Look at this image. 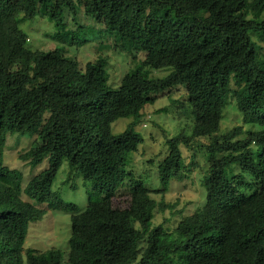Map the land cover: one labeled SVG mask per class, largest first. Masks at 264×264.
<instances>
[{"label": "trees", "instance_id": "1", "mask_svg": "<svg viewBox=\"0 0 264 264\" xmlns=\"http://www.w3.org/2000/svg\"><path fill=\"white\" fill-rule=\"evenodd\" d=\"M40 19L53 25L58 46L32 48L29 29ZM95 37L106 38L102 51L135 63L118 86L110 83L109 56L82 65L69 55ZM257 39L264 41V0H0V264H264V54ZM55 64L57 73L47 75ZM151 70L170 72L155 77ZM180 86L193 132L165 135L154 189L130 168L144 141L138 114ZM230 95L253 130L222 133ZM122 118L132 120L115 133ZM9 134L36 136L22 161L50 158L29 183L45 207L23 199V173L5 163ZM183 145L207 150V196L167 228L154 223L166 207L154 192L166 194L173 179L185 178ZM65 161L99 193L82 211L53 190ZM123 188L129 204L120 208L113 200ZM48 210L71 212L67 261L59 248L26 247L31 223Z\"/></svg>", "mask_w": 264, "mask_h": 264}, {"label": "rangeland", "instance_id": "2", "mask_svg": "<svg viewBox=\"0 0 264 264\" xmlns=\"http://www.w3.org/2000/svg\"><path fill=\"white\" fill-rule=\"evenodd\" d=\"M29 32L32 48L50 49L58 46L53 40L54 27L46 19L38 20L30 27ZM105 39V37L102 39L95 37L86 46L72 51L69 55L77 58L82 65L99 55L105 54L109 56L110 83L113 82L118 86L120 78L129 71V66H133L135 63H130V57L126 54L119 55L108 48L104 49V51L98 48V44L101 41L105 42ZM109 41L112 42V40ZM257 41L261 46V53L264 54V41L261 39H257ZM59 67L58 64L52 65L47 67L45 72L49 76H54ZM169 72V70H151V75L163 77ZM114 84L112 85L114 86ZM159 96L155 102L145 104L138 114V117L142 118V122L138 123L136 129L143 134L144 141L139 146V151L131 157L130 162V168L136 173L145 176L146 186L154 189L160 188L158 163L165 157L164 155L167 152L168 146L165 135L172 137L181 132L189 135L192 134L194 126V117L191 112V106L187 102L188 97L185 87L180 86L171 92L160 93ZM229 99V105L222 122V133L229 132L240 125L243 126L245 131L253 130V126L242 123L241 116L236 109L235 98L230 95ZM131 120V118L119 119L113 124V131L121 133L127 128ZM240 136L244 135L240 134ZM35 139L36 136L31 134H9L4 160L9 167L18 169L23 173V199L45 207V203L35 201L37 196L31 192L29 183L35 175L49 167L50 158L46 157L37 165H32L20 159L21 153L35 145ZM182 150L186 160L185 178L179 181L173 179L166 194L154 192V197L166 206L164 210L156 212L154 223L156 225L163 223L167 228L174 227L182 216L193 214L203 207L207 196V188L202 182L209 167L206 148L197 147L196 152H193L190 148L183 145ZM125 189L123 188L114 198L115 206L120 208L128 206L129 194L127 189ZM53 190L59 193L62 200L76 205L80 211L87 207L91 198L94 197L96 199L99 195L93 190L89 181L82 175H76L71 171L67 161L60 168L54 181ZM71 232V212L48 210L41 220L31 223L26 247L41 251H47L54 247L59 248L65 253L64 260L67 261ZM151 263L155 264L154 261H151Z\"/></svg>", "mask_w": 264, "mask_h": 264}, {"label": "crops", "instance_id": "3", "mask_svg": "<svg viewBox=\"0 0 264 264\" xmlns=\"http://www.w3.org/2000/svg\"><path fill=\"white\" fill-rule=\"evenodd\" d=\"M28 238V237H27Z\"/></svg>", "mask_w": 264, "mask_h": 264}]
</instances>
